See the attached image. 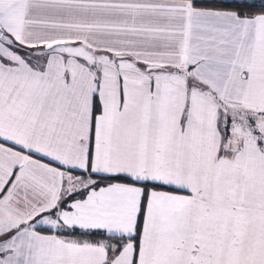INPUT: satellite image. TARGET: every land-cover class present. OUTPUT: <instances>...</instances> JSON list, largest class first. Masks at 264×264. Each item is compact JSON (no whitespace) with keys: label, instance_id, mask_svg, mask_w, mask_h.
Here are the masks:
<instances>
[{"label":"snow or ice","instance_id":"6c2138e0","mask_svg":"<svg viewBox=\"0 0 264 264\" xmlns=\"http://www.w3.org/2000/svg\"><path fill=\"white\" fill-rule=\"evenodd\" d=\"M0 264H264V0H0Z\"/></svg>","mask_w":264,"mask_h":264}]
</instances>
